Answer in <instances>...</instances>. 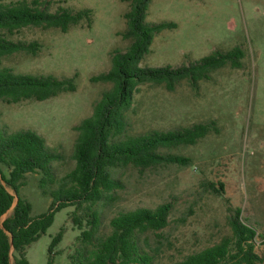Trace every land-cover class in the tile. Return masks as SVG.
I'll use <instances>...</instances> for the list:
<instances>
[{"label": "rangeland", "instance_id": "obj_1", "mask_svg": "<svg viewBox=\"0 0 264 264\" xmlns=\"http://www.w3.org/2000/svg\"><path fill=\"white\" fill-rule=\"evenodd\" d=\"M50 1L51 11L59 6L91 9L92 26L84 23L68 33L26 28L10 39L39 42L38 56L17 53L3 59L2 65L16 74L32 76L78 74L77 91L43 102L8 105L0 101V129L8 134L32 130L42 136L61 157L52 165L60 179L75 168L78 133L74 128L92 115L102 93L111 88V84H92L90 78L108 72L112 54L125 52L130 45L121 35L129 4L122 0ZM147 20L173 22L177 27L155 36L142 67L178 68L236 47L245 58L241 69L226 66L196 87L188 80L173 92L153 84L140 87L128 113L129 134L213 122L219 133H211L196 146L170 151L190 158L189 167L165 164L144 172L133 167L117 170L122 188L115 191L111 202L99 206L100 234L111 232L110 221L121 212L171 204L170 225L158 233L141 235L139 244L155 257L153 264H174L231 236L229 217L241 209L242 221L257 231L255 252L263 259L257 264H264V0H152ZM39 179V174L29 175L21 190L33 205L34 215L47 212L52 203L50 195L42 194ZM220 183L224 184L222 196L213 189V185L220 188ZM8 191L15 197V206L18 195L9 187ZM74 210L59 211L46 234L27 249L30 264L70 263L80 235L72 224ZM12 213L13 209L2 221ZM62 230L63 239L51 258L50 247ZM11 264H15L13 257Z\"/></svg>", "mask_w": 264, "mask_h": 264}, {"label": "trees", "instance_id": "obj_2", "mask_svg": "<svg viewBox=\"0 0 264 264\" xmlns=\"http://www.w3.org/2000/svg\"><path fill=\"white\" fill-rule=\"evenodd\" d=\"M152 0H122L129 4L125 13L126 30L122 37L130 42L125 52L112 54V67L108 72L92 76V84H111L93 107L90 117L74 130L78 133L73 159L75 168L57 179L52 165L61 159L47 146L45 139L32 130L11 134L0 129V264H30L27 249L36 243L53 225L55 215L66 208H75L72 224L80 235L76 252L69 264H153L154 256L144 252L140 236L163 231L170 225L171 204L156 208H138L121 212L110 221L111 232L101 235L100 205L114 199L122 183L116 178L119 169L133 167L140 172L165 164L189 167L191 159L170 151L196 146L211 133H219L213 123H197L168 131L154 130L145 134L128 132V113L134 96L146 84L163 86L173 92L182 81L193 87L209 80L211 73L226 66L243 67L244 52L236 47L228 52L215 51L187 66L173 68L142 67L151 53L157 34L175 29L173 22H148ZM91 9L74 11L59 6L51 11L50 0H0V101L12 105L23 102H43L78 88V74L59 78L54 75L32 76L16 74L4 67L2 60L17 53L37 57L42 45L37 42L14 41L10 38L26 28L56 29L68 33L86 23L93 24ZM39 174L38 186L43 195H50L52 203L47 212L34 215L33 205L21 194L29 175ZM11 188L15 197L8 191ZM213 185L214 192L222 196L224 184ZM13 209L6 220L2 218ZM232 210V209H231ZM230 210V211H231ZM231 236L219 243L192 253L174 264H257L263 261L255 252L257 231L242 221L241 209L229 217ZM64 230L54 239L49 255L62 241ZM158 237L160 235H157Z\"/></svg>", "mask_w": 264, "mask_h": 264}]
</instances>
